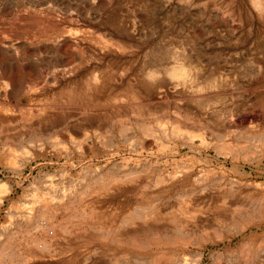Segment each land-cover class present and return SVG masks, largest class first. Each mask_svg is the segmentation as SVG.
Returning a JSON list of instances; mask_svg holds the SVG:
<instances>
[{
  "label": "rangeland",
  "instance_id": "obj_1",
  "mask_svg": "<svg viewBox=\"0 0 264 264\" xmlns=\"http://www.w3.org/2000/svg\"><path fill=\"white\" fill-rule=\"evenodd\" d=\"M0 264H264V0H0Z\"/></svg>",
  "mask_w": 264,
  "mask_h": 264
}]
</instances>
